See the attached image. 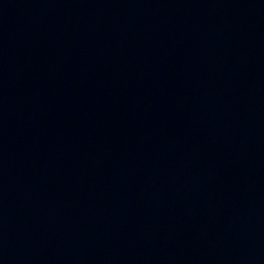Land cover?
I'll return each mask as SVG.
<instances>
[{"label":"water","instance_id":"95a60500","mask_svg":"<svg viewBox=\"0 0 264 264\" xmlns=\"http://www.w3.org/2000/svg\"><path fill=\"white\" fill-rule=\"evenodd\" d=\"M0 264H264V0H0Z\"/></svg>","mask_w":264,"mask_h":264}]
</instances>
